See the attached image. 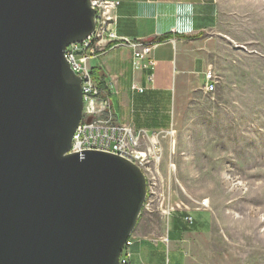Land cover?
<instances>
[{
  "label": "water",
  "instance_id": "obj_1",
  "mask_svg": "<svg viewBox=\"0 0 264 264\" xmlns=\"http://www.w3.org/2000/svg\"><path fill=\"white\" fill-rule=\"evenodd\" d=\"M90 0H0V264H120L145 178L106 152H68L81 80L65 48L94 29Z\"/></svg>",
  "mask_w": 264,
  "mask_h": 264
},
{
  "label": "rangeland",
  "instance_id": "obj_2",
  "mask_svg": "<svg viewBox=\"0 0 264 264\" xmlns=\"http://www.w3.org/2000/svg\"><path fill=\"white\" fill-rule=\"evenodd\" d=\"M216 2V27L199 39L214 91L198 83L176 98L160 168L182 209L174 213L211 218L208 235L194 241L195 262L264 264V0ZM161 196L138 218L149 236L166 230L155 209Z\"/></svg>",
  "mask_w": 264,
  "mask_h": 264
},
{
  "label": "crops",
  "instance_id": "obj_3",
  "mask_svg": "<svg viewBox=\"0 0 264 264\" xmlns=\"http://www.w3.org/2000/svg\"><path fill=\"white\" fill-rule=\"evenodd\" d=\"M117 1L113 28L121 40L169 37L152 50L153 70L135 69L130 47L104 43L90 61L92 75L101 86L112 85L108 97L115 122L168 129L173 125L176 98L185 96L193 84H204L208 67L199 39L216 27L218 4L216 0ZM198 212L193 213L192 224L184 221V214L173 213L160 235L145 234L144 224L137 223L130 235L128 264H198L192 258L194 243L208 235L211 224L207 213Z\"/></svg>",
  "mask_w": 264,
  "mask_h": 264
},
{
  "label": "built area",
  "instance_id": "obj_4",
  "mask_svg": "<svg viewBox=\"0 0 264 264\" xmlns=\"http://www.w3.org/2000/svg\"><path fill=\"white\" fill-rule=\"evenodd\" d=\"M118 4L117 0H90V5L94 9L93 31L82 42L71 43L65 48V58L80 78L82 90V117L72 135L68 152L101 151L120 156L135 164L141 170L146 183V195L141 210L150 211L152 202L156 200L155 196L160 193L162 196L157 199L155 209L168 219L174 212L182 210L179 204L170 201L167 195L169 187L167 182L165 184L160 168L164 156V142L168 137H172L173 125L168 129L150 130L115 122L108 97V88H112V85L108 82L100 88L92 75L90 61L103 49V44L108 42H115V46L130 47L133 50L135 69H154L152 50L164 40L136 42L121 40L113 28ZM152 77V74L148 76L149 82H152ZM214 88V73L207 68L204 73L203 91L212 93ZM136 89L139 92L143 91L141 87ZM169 167L173 168L174 165L170 163ZM201 205L207 206L204 201ZM183 219L188 224L193 223L190 214H185ZM130 245L129 237L119 255L120 264H128Z\"/></svg>",
  "mask_w": 264,
  "mask_h": 264
},
{
  "label": "trees",
  "instance_id": "obj_5",
  "mask_svg": "<svg viewBox=\"0 0 264 264\" xmlns=\"http://www.w3.org/2000/svg\"><path fill=\"white\" fill-rule=\"evenodd\" d=\"M169 36H163V37H161V38H159V40H164V39H166V38H168ZM98 83V85L100 86V88H103L104 86H101L100 84H99V82H97Z\"/></svg>",
  "mask_w": 264,
  "mask_h": 264
},
{
  "label": "bare ground",
  "instance_id": "obj_6",
  "mask_svg": "<svg viewBox=\"0 0 264 264\" xmlns=\"http://www.w3.org/2000/svg\"><path fill=\"white\" fill-rule=\"evenodd\" d=\"M206 203V202H205Z\"/></svg>",
  "mask_w": 264,
  "mask_h": 264
}]
</instances>
